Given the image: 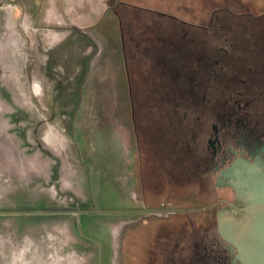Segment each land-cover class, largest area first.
Segmentation results:
<instances>
[{
    "label": "rangeland",
    "instance_id": "rangeland-1",
    "mask_svg": "<svg viewBox=\"0 0 264 264\" xmlns=\"http://www.w3.org/2000/svg\"><path fill=\"white\" fill-rule=\"evenodd\" d=\"M93 1L0 0V264H160L159 232L176 238L179 223L142 209L172 201L156 181L157 144L184 151L189 73L173 60L172 27L205 25L213 3L211 26L259 32L264 46V0H103L72 32L76 3L90 16ZM180 184L176 202L196 186ZM211 185L200 202L230 197Z\"/></svg>",
    "mask_w": 264,
    "mask_h": 264
},
{
    "label": "flooded vegetation",
    "instance_id": "flooded-vegetation-1",
    "mask_svg": "<svg viewBox=\"0 0 264 264\" xmlns=\"http://www.w3.org/2000/svg\"><path fill=\"white\" fill-rule=\"evenodd\" d=\"M213 15L205 25L191 26L190 32L180 26L190 22L171 15L180 25L172 27L175 39L170 49L178 54L173 60L189 73L185 81L189 98L179 122L185 125L180 126L185 129L179 136L184 151L172 154L171 147L161 150V145L157 144L158 152L153 154L158 167V188H167L168 183L166 199L172 201L161 202L157 208L142 209L157 217L159 226L161 220L169 217L179 223L176 238L162 229L159 232V237L165 238L162 245L169 243L160 264H240L235 260V248L223 239L217 228L220 211L233 212L243 206L236 200L228 185L229 179L222 171L238 158L251 162L261 154L264 161V75L258 74L256 66L261 63L257 64L254 59L255 52L264 56V46L258 40L262 34L258 32L256 36V32L249 30L240 32L228 25L223 32V25L211 26L219 17ZM188 34L187 42L181 45L177 39ZM242 37L249 42V47L242 46ZM175 69L170 70L171 84L176 83ZM180 87L183 88L182 83ZM180 172L184 174L178 176ZM209 180H212L210 190L214 196L226 189L230 197L217 195L214 202H200L197 195L208 191L205 185ZM144 182L142 178V197ZM192 182L196 186L185 188L188 194L185 201L176 202V185ZM143 214L146 217V213Z\"/></svg>",
    "mask_w": 264,
    "mask_h": 264
},
{
    "label": "water",
    "instance_id": "water-1",
    "mask_svg": "<svg viewBox=\"0 0 264 264\" xmlns=\"http://www.w3.org/2000/svg\"><path fill=\"white\" fill-rule=\"evenodd\" d=\"M235 198L242 202L233 212L218 213V231L235 248L240 264H264V161L236 159L222 171ZM2 213V212H0Z\"/></svg>",
    "mask_w": 264,
    "mask_h": 264
},
{
    "label": "crops",
    "instance_id": "crops-1",
    "mask_svg": "<svg viewBox=\"0 0 264 264\" xmlns=\"http://www.w3.org/2000/svg\"><path fill=\"white\" fill-rule=\"evenodd\" d=\"M102 2H103V0H94L93 1V3H94L93 7H94V13L95 14H92L90 16H87V15L82 14L81 11H80L81 5H79L78 3H76V5L74 6L75 13L73 14L74 17H73V20H72L74 22L73 23V26H72L73 29H74V31H72V32L77 33L79 28L84 29V28H87V27L91 26L90 24L93 22L92 18L93 19L94 18H98L99 15L101 14ZM216 8H219L217 6V4L211 3V7H210L209 10L211 11L212 16H214L213 14L216 13V11H217ZM53 10L55 11L54 8H53ZM53 23H55V22H53ZM205 24H206V20H205ZM72 27H70V28H72ZM77 27H79V28L77 29ZM69 31L71 32V30H69ZM81 32L82 31H79L78 33H81Z\"/></svg>",
    "mask_w": 264,
    "mask_h": 264
}]
</instances>
